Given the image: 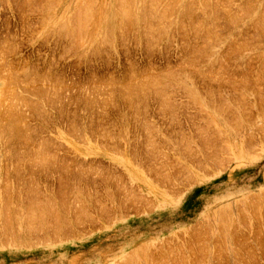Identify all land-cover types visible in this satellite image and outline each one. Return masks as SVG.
<instances>
[{
	"label": "rangeland",
	"instance_id": "1",
	"mask_svg": "<svg viewBox=\"0 0 264 264\" xmlns=\"http://www.w3.org/2000/svg\"><path fill=\"white\" fill-rule=\"evenodd\" d=\"M263 29L264 0H0V264H264Z\"/></svg>",
	"mask_w": 264,
	"mask_h": 264
},
{
	"label": "bare ground",
	"instance_id": "2",
	"mask_svg": "<svg viewBox=\"0 0 264 264\" xmlns=\"http://www.w3.org/2000/svg\"><path fill=\"white\" fill-rule=\"evenodd\" d=\"M118 1H119V0H118ZM56 2H57V1H56ZM86 2H87V1H86ZM130 2H131V1H130ZM132 2H133V0H132ZM154 3H155V2H154ZM126 4H127V3H126ZM55 5H56V3H55ZM117 5L119 6V4H117ZM117 5H116V6H117ZM157 5H158V4H157ZM122 6H123V5H122ZM134 6H135V5H134ZM89 8H90V6H89ZM169 8H170V7H169ZM79 9H80V8H79ZM150 9H151V8H150ZM152 9H154V8H152ZM152 9H151V10H152ZM157 9H158V8H157ZM86 10H87V9H86ZM88 10H89V9H88ZM134 10H135V9H134ZM151 10H150V11H151ZM170 10H171V9H170ZM82 11H85V10H82ZM118 11H119V9H118ZM161 11H162V9H161ZM164 11H165V10H164ZM203 11H204V10H203ZM119 12H120V11H119ZM143 12H144V11H143ZM148 12H149V11H148ZM84 13H85V12H84ZM146 13H147V12H146ZM146 13H145V14H146ZM154 13H155V12H154ZM120 14H121V13H120ZM147 14H148V13H147ZM155 14H156V13H155ZM79 15H80V14H79ZM142 15H143V14H142ZM160 15H161V14H160ZM214 15H215V14H214ZM235 15H236V14H235ZM83 16H84V15H83ZM154 16H155V15H154ZM78 17H79V19H80V16H78ZM78 17H77V18H78ZM161 17H162V16H161ZM101 18H102V17H101ZM110 18H111V17H110ZM152 18H153V17H152ZM158 18H159V17H158ZM85 19H87V18L85 17ZM160 19H161V18H160ZM154 20H155V19H154ZM76 21H77V20H76ZM74 22H75V21H74ZM80 22H81V20H80ZM86 22H87V21H86ZM149 22H150V21H149ZM158 22H159V21H158ZM72 23H73V22H72ZM114 23H115V22H114ZM64 24H65V21H64ZM184 24H185V23H184ZM73 25H74V24H73ZM151 25H152V24H151ZM155 25H156V24H155ZM109 26H110V25H109ZM143 26H144V25H143ZM193 26H194V25H193ZM64 27H65V25H64ZM73 27H74V26H73ZM136 27H137V26H136ZM84 28H85V27H84ZM150 28H151V27H150ZM156 28H157V27H156ZM77 29H78V28H77ZM108 29H109V28H108ZM139 29H140V28H139ZM144 29H145V28H144ZM148 29H149V28H148ZM163 29H164V28H163ZM83 30H84V29H83ZM91 30H92V29H91ZM155 30H156V29H155ZM263 30H264V29H263ZM110 31H111V30H110ZM153 31H154V30H153ZM121 32H122V31H121ZM147 32H148V31H147ZM80 33H81V32H80ZM71 35H72V34H71ZM147 35H149V34H147ZM111 36H112V35H111ZM113 36H114V35H113ZM74 38H75V36H74ZM74 38H73V39H74ZM112 39H113V38H112ZM151 39H152V38H151ZM202 40H203V39H202ZM108 42H109V41H108ZM154 44H155V43H154ZM197 48H198V47H197ZM201 50H202V49H201ZM192 52H193V51H192ZM219 60H220V59H219ZM201 64H202V63H201ZM218 66H219V65H218ZM195 67H196V66H195ZM263 68H264V67H263ZM211 69H212V68H211ZM222 69H223V68H222ZM176 71H178V70H176ZM215 71H216V70H215ZM170 72H171V71H170ZM216 73H217V72H216ZM163 74H165V73H163ZM169 75H170V74H169ZM184 75H185V74H184ZM225 75H226V74H225ZM12 76H13V75H12ZM232 76H233V75H232ZM152 77H153V76H152ZM176 77H177V76H176ZM158 78H159V77H158ZM185 78H186V77H185ZM234 78H235V77H234ZM82 79H83V78H82ZM153 79H154V78H153ZM189 79H190V78H189ZM253 79H254V78H253ZM4 80H5V79H4ZM183 80H184V79H183ZM190 80H191V79H190ZM5 81H6V80H5ZM152 81H153V80H152ZM233 81H234V80H233ZM12 82H14V81H12ZM191 82H192V81H191ZM134 83H135V82H134ZM145 83H146V82H145ZM149 83H150V82H149ZM234 83H235V82H234ZM151 84H152V83H151ZM162 84H163V83H162ZM165 84H166V83H165ZM96 85H97V84H96ZM230 85H231V84H230ZM232 85H233V84H232ZM43 87H44V86H43ZM140 87H141V85H140ZM184 87H185V86H184ZM259 87H260V86H259ZM138 88H139V87H138ZM142 88H145V86L142 87ZM148 88H149V87H148ZM148 88H147V89H148ZM156 88L158 89V87H156ZM156 88H155V90H156ZM10 89H11V88H10ZM153 89H154V88H153ZM185 89H186V88H185ZM235 89H236V88H235ZM141 90H142V89H141ZM158 90H159V89H158ZM203 91H204V90H203ZM50 92H52V91H50ZM130 92H131V91H130ZM158 92H159V91H158ZM217 92H218V91H217ZM160 93H161V92H160ZM13 94H14V93H13ZM165 94H166V92H165ZM16 95H17V94H16ZM19 95H20V94H19ZM159 95H160V94H159ZM241 95H242V94H241ZM241 95H240V96H241ZM168 96H169V95H168ZM225 96H226V95H225ZM16 97H17V96H16ZM88 97H89V96H88ZM244 97H245V96H244ZM1 98H2V97H1ZM6 99H7V98H6ZM241 99H243V98H241ZM39 100H40V99H39ZM39 100H37V101H39ZM145 100H146V99H145ZM5 101H6V100H5ZM34 101H35V100H34ZM29 102H30V101H29ZM160 102H161V101H160ZM193 102H194V100H193ZM210 102H211V101H210ZM227 102H228V101H227ZM37 103H38V102H37ZM139 103H140V102H139ZM205 103H206V102H205ZM228 103H229V102H228ZM33 104H34V103H33ZM7 105H8V103H7ZM12 107H13V106H12ZM244 107H245V106H244ZM33 108H34V107H33ZM18 109H19V108H18ZM36 111H37V110H36ZM21 112H22V111H21ZM15 114H16V113H15ZM107 114H108V113H107ZM4 115H5V114H4ZM16 115H17V114H16ZM19 116H20V115H19ZM23 116H24V115H23ZM23 116H22V117H23ZM14 117H15V116H14ZM25 117H26V116H25ZM15 118H17V117H15ZM21 120H22V119H21ZM237 120H238V119H237ZM13 121H14V120H13ZM2 122H3V121H2ZM19 122H20V121H19ZM6 123H7V122H6ZM22 123H23V122H22ZM237 123H238V122H237ZM4 125H5V124H4ZM238 126H239V125H238ZM236 127H237V126H236ZM5 128H6V127H5ZM10 129H11V128H10ZM144 129H145V128H144ZM152 130H153V129H152ZM3 132H4V131H3ZM1 134H2V133H1ZM210 134H211V133H210ZM112 135H113V134H112ZM81 136H82V135H81ZM115 137H116V136H115ZM8 140H9V139H8ZM204 140H205V139H204ZM8 142H9V141H8ZM43 143H44V142H43ZM209 143H210V142H209ZM3 144H4V143H3ZM40 145H41V144H40ZM35 148H36V147H35ZM40 149H41V148H40ZM46 152H47V151H46ZM47 153H48V152H47ZM45 160H46V159H45ZM41 161H42V160H41ZM48 162H49V161H48ZM54 162H55V161H54ZM40 164H41V163H40ZM43 164H44V163H43ZM43 164H42V165H43ZM50 164H51V163H50ZM84 164H85V163H84ZM84 164H83V165H84ZM42 165H41V166H42ZM44 165H46V164H44ZM47 165H48V164H47ZM100 165H101V164H100ZM49 166H50V165H49ZM67 166H68V165H67ZM78 169H79V168H78ZM80 169H81V168H80ZM81 170H83V169H81ZM66 171H67V170H66ZM74 171H75V170H74ZM76 171H77V170H76ZM79 172H80V171H79ZM96 173H97V172H96ZM64 175H66V174L64 173L63 176H64ZM67 175H68V173H67ZM67 175H66V176H67ZM71 175H72V174H71ZM171 175H172V174H171ZM61 176H62V175H61ZM95 176H97V175H95ZM68 177H70V176H68ZM71 177H72V176H71ZM73 177H76V176H73ZM81 178H82V177H81ZM84 178H85V177H84ZM84 178H83V179H84ZM92 178H93V177H92ZM58 179H59V178H58ZM65 179H66V177H65ZM69 179H70V178H69ZM94 179H95V178H94ZM98 179H99V178H98ZM60 180H62V177H61ZM73 180H74V179H73ZM77 180H78V179H77ZM91 180H93V179H91ZM86 181H88V180H86ZM95 181H96V180H95ZM118 181H119V180H118ZM61 182H62V181H61ZM63 182H64V181H63ZM63 182H62V184H63V186H64V184H65L66 182H64V183H63ZM67 182H70V181H67ZM78 182H81V181L79 180ZM34 183H35V182H34ZM34 183H33V184H34ZM59 183H60V182H59ZM76 183H77V182H76ZM96 183H99V182H96ZM67 184L71 185L70 183H67ZM72 184H74V183L72 182ZM65 185H66V184H65ZM33 186H34V185H33ZM35 186H36V185H35ZM40 187H41V185H40ZM61 187H62V186H61ZM68 187H69V186H67V188H68ZM70 187H71V186H70ZM37 188H38V187H37ZM62 188H64V187H62ZM71 188H72V187H71ZM76 188H77V187H76ZM91 188H92V187H91ZM94 188H95V187H94ZM31 189H32V188H31ZM41 189H42V188H41ZM60 189H61V188H60ZM65 189H66V188H65ZM96 189H98V188H96ZM109 189H110V188H109ZM34 190H35V189H34ZM61 190H62V189H61ZM80 190H81V189H80ZM93 190H94V189H93ZM36 191H37V190H36ZM54 191H55V190H54ZM63 191H64V190H63ZM88 191H89V190H88ZM106 191H107V190H106ZM83 192H84V191H83ZM83 192H82V193H83ZM92 192H95V191H92ZM96 192H97V191H96ZM41 193H42V192H41ZM60 193H63V192H60ZM100 193H101V192H100ZM105 193H106V192H105ZM42 194H43V193H42ZM45 194H46V193H45ZM45 194H44V195H45ZM95 194H96V193H95ZM7 195H8V194H7ZM44 195H43V196H44ZM63 195H64V194H63ZM80 195H82V194H80ZM23 196H24V195H23ZM46 196H47V195H46ZM61 196H62V195H61ZM97 196H98V194H97ZM103 196H104V195H103ZM49 197H50V196H49ZM57 197H58V195H57ZM65 197H66V195H65ZM105 197H106V196H105ZM108 197H109V196H108ZM93 198H94V197H93ZM46 199H47V198H46ZM98 199H99V198H98ZM7 200H8V199H7ZM52 200H53V199H52ZM99 200H100V199H99ZM29 201H30V200H29ZM35 201H36V200H35ZM41 201H42V199H41ZM38 202H40V201H38ZM45 202H46V200H45ZM48 202L50 203L49 200L47 201V203H48ZM51 202H52V201H51ZM101 202H102V201H101ZM40 203H41V202H40ZM40 203H39V207H40ZM49 203H48V204H49ZM53 203H55V202H53ZM85 203H86V202H85ZM5 204H6V203H5ZM50 204H51V203H50ZM55 204H56V203H55ZM55 204H54V205H55ZM95 204H96V202H95ZM3 205H4V204H3ZM35 205L37 206L38 204H35ZM46 205H47V204L45 203L44 206L46 207ZM54 205H52V206L50 205V207H53ZM103 205H104V204H103ZM103 205H102V206H103ZM47 206H48V205H47ZM41 208H42V207H41ZM48 208H49V207H48ZM73 208H74V207H73ZM111 208H112V207H111ZM100 209H101V208H100ZM30 210H32V209H30ZM37 210H38V209H37ZM39 210H40V209H39ZM40 211H42V210H40ZM45 211H46V210H45ZM86 211H87V210H86ZM110 211H111V210H110ZM33 212H34V211H33ZM42 212H43V211H42ZM38 213H40V212H38ZM48 213H49V212H48ZM84 213H85V211H84ZM103 213H105V212H103ZM22 214H23V213H22ZM26 214H27V213H26ZM29 214H30V213H29ZM18 215H19V214H18ZM37 215H38V214H37ZM40 215H41V214H40ZM43 215H45V214H43ZM56 215H57V214H56ZM38 216H39V215H38ZM30 217H31V216H30ZM30 217H28V218H30ZM34 217H35V215H34ZM39 217H40V216H39ZM43 217H44V216H43ZM56 217H57V216H55V218H56ZM106 217H107V216H106ZM31 218H32V217H31ZM31 218H30L29 220H31ZM47 218H48V217L46 216V219H47ZM57 218H60L59 215H58ZM244 218H245V217H244ZM33 219H34V218H33ZM43 219L45 220V218H43ZM43 219H42V221H43ZM62 219H63V218H62ZM16 220H17V219H16ZM76 220H78V219L76 218ZM95 220H96V219H95ZM14 221H15V220H14ZM45 221H46V220H45ZM47 221H48V220H47ZM61 221H63V220H61ZM78 221H79V220H78ZM30 222H31V221H30ZM39 222H40V221H39ZM68 222H70V221H68ZM16 223H17V222H16ZM48 223H49V222H48ZM57 223H58V222H56V223H54V224L56 225ZM59 223L61 224L60 220H59ZM66 223H67V222H66ZM29 224H30V223H29ZM29 224H27V226H28ZM38 224H40V223H38ZM38 224H36V225H38ZM46 224H47V223H46ZM51 224H53V223H51ZM1 225H2V224H1ZM15 225H16V224H15ZM34 225H35V224H34ZM43 225H44V224H43ZM43 225H42V226H43ZM48 225H49V224H48ZM48 225H47V226H48ZM55 225H54V226H55ZM58 225H59V224H58ZM58 225H56V226H58ZM63 225H65V224H63ZM66 225H68V224H66ZM3 226H4V225H3ZM10 226H11V225H10ZM56 226L53 227L54 229H52V233L50 232V234H53V235L56 234V233H55V234L53 233V231L55 230ZM61 226H62V225H61ZM70 226H71V225H70ZM5 227H6V226H5ZM45 227H46V226H45ZM59 227H60V226H59ZM62 227H63V226H62ZM64 227H65V226H64ZM66 227L69 228V226H66ZM0 228H1V227H0ZM50 228H51V227H50ZM6 229H7V228H6ZM32 229H34V230L36 229V230H37V228H33V227H32ZM64 229H65V228H64ZM64 229H63V231H64ZM69 229H70V228H69ZM8 230H9V229H8ZM36 230H35V232H36ZM40 230H41V228L39 229V231H40ZM42 230H43V229H42ZM50 230H51V229H50ZM66 230H68V229H66ZM16 231L18 232L19 230H16ZM28 231H29V233H30V230H28ZM28 231H27V232H28ZM32 231H33V230H32ZM32 231H31V232H32ZM37 231H38V230H37ZM39 231H38V233H39ZM43 231H45V230H43ZM43 231H41V232H43ZM47 231H48V228H47V230H46L45 232H47ZM59 231H60V229H59ZM35 232H34V233H35ZM54 232H57V231H54ZM196 232H197V231H196ZM14 233H15V232H14ZM18 233H19V232H18ZM29 233H28V234H29ZM1 234H2V233H1ZM1 234H0V235H1ZM36 234H37V233H36ZM43 234H44V233H43ZM46 234H47V233H46ZM50 234H49V235H50ZM197 234H198V233H197ZM26 235H27V234H26ZM47 235H48V234H47ZM36 236H37V235H36ZM12 237H13V236H12ZM15 237H16V236H15ZM31 237H32V236H31ZM38 237H39V236H38ZM38 237H37V239H38ZM16 238H17V237H16ZM34 238H35V237H34ZM8 239H9V238H8ZM26 239H27V238H26ZM18 240H19V239H18ZM33 240H34V239H33ZM39 240H41V239L39 238ZM10 241H11V240H10ZM18 242H19V241H18ZM33 242H34V241H33ZM20 244H21V243H20ZM150 247H151V246H150ZM218 249H219V248H218ZM149 251H150V249H149ZM149 251H148V252H149ZM192 251H193V250H192ZM131 255H132V254H131ZM143 255H144V254H143ZM147 258H148V257H147ZM147 258H146V259H147ZM129 259H130V257H129ZM127 260H128V259H127ZM133 260H134V259H133ZM133 262H134V261H133ZM138 262H139V261H138ZM136 263H137V262H136ZM164 263H165V262H164Z\"/></svg>",
	"mask_w": 264,
	"mask_h": 264
},
{
	"label": "crops",
	"instance_id": "3",
	"mask_svg": "<svg viewBox=\"0 0 264 264\" xmlns=\"http://www.w3.org/2000/svg\"><path fill=\"white\" fill-rule=\"evenodd\" d=\"M126 169H127V171H129V172H131V173L135 171V170H133V169L130 168V167H129V168H126ZM131 176H132L133 178L136 177V179H137V178H138V179L141 178L140 176H136L134 173H132ZM142 180H143V179H142ZM139 181H141V180H139ZM144 183H146L148 186H149V184H150V183H148L147 180H144ZM161 205H162V206H166V202H162ZM59 220H60L61 224L59 223ZM61 220H63L62 217H61V218H57V220H56V222H58L56 225H58V224H59V225H58V226L55 225V226H56L55 230L57 231V232H54V231H53L54 234L56 233L55 235H62L63 233H66V232L70 231L69 228L72 227V223H69L68 225H66V224H67V223H66L67 220H66V221H65V220L61 221ZM68 221H69V220H68ZM63 224H65V225H63ZM61 225H62L63 227H62ZM70 225H71V226H70ZM55 226H54V227H55ZM59 226H60V227H59ZM64 226H65V227H64ZM66 226H69V228L66 227ZM64 228H65V229H64ZM59 229H60V231H59ZM63 229H64V231H63ZM66 229H68V230H66ZM46 230H47V229H46ZM46 230H45V231H46ZM45 231H44V232H41L42 234L44 233L45 236H47V234L49 235L50 232L52 233V229H51L49 232H45ZM46 233H47V234H46ZM35 235H37V234L35 233ZM40 235H41V234H40ZM50 235H51V234H50ZM52 235H53V234H52ZM70 245H71V247H72L74 244L72 243V244H70Z\"/></svg>",
	"mask_w": 264,
	"mask_h": 264
}]
</instances>
